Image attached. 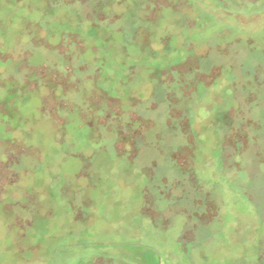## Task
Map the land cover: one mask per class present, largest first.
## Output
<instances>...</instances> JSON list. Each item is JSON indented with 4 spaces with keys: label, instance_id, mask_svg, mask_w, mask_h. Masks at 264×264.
I'll use <instances>...</instances> for the list:
<instances>
[{
    "label": "rangeland",
    "instance_id": "374dc122",
    "mask_svg": "<svg viewBox=\"0 0 264 264\" xmlns=\"http://www.w3.org/2000/svg\"><path fill=\"white\" fill-rule=\"evenodd\" d=\"M244 70L264 82V0H0V264H264L259 84L245 163L220 171L246 142L244 105L218 111ZM206 118L231 130L197 182ZM163 121L186 138L170 161L144 147ZM171 162L215 192L211 228L185 227L177 181L145 196Z\"/></svg>",
    "mask_w": 264,
    "mask_h": 264
},
{
    "label": "trees",
    "instance_id": "16d2710c",
    "mask_svg": "<svg viewBox=\"0 0 264 264\" xmlns=\"http://www.w3.org/2000/svg\"><path fill=\"white\" fill-rule=\"evenodd\" d=\"M39 23H40L39 28L41 27L44 28L46 26L44 25L45 24L44 22L40 21ZM36 50L37 51L34 52L33 57L37 56L38 54L37 52H39L40 49H36ZM240 71H242V69ZM239 73L243 75L240 76ZM239 73H238L239 76L236 77L235 83H233L232 85L226 86V88L230 89V92L228 93V91H224L226 96L223 97L222 99L223 102H221L222 100L220 101L221 105L220 103L218 104L219 105L218 111L222 109H225L226 111V109L232 105H242V104L244 105L242 109L241 118L242 117L244 118L242 120L244 121V128H245L244 135L246 136V142L242 145V148L239 150V152L237 151V153L234 154L230 158L232 163L228 165L225 164L220 169V171H222L224 175V178L229 179V180L237 179V175H238L237 170L243 167L245 163L244 162L245 158L242 154H244L245 150L246 151L248 150L247 145L249 143V138H251L249 135L248 124L246 121L249 120L251 123L250 118L252 117V114L254 111L252 107L254 106L253 105L254 100L252 102L250 101L251 104L250 103L247 104L245 103L244 98H246L249 93H253L252 98L256 96V89H257L258 84L260 87H264V82L257 83L256 81L251 79L252 78L250 76L251 74L249 75L247 71L244 70L243 72H239ZM240 77H242V79ZM239 89L243 92L242 98L239 97L240 96ZM209 122H210L209 118L204 119L203 125L199 128V130H194L195 133L193 134V138H195V141L197 140V145H198L197 149L195 150V157H194L195 161H194L193 168L195 169L198 168V173H197L198 177L196 176L195 170H194V174H195L194 176L192 172L193 168H191L189 172H185L181 168L175 167L173 162H171L170 168H172L171 166H174L175 168H177L178 175L174 178H171V180H169L165 175L161 176L160 179H157L155 175L154 177L151 178L150 175L146 172V177L149 180L146 178L147 179L146 184L148 186L145 187L144 189L145 196L149 194V195H154L155 197H159L161 196L160 189L162 185H164L165 183H169V182L173 184L174 181H177L175 185L176 188L175 190L173 189V193L179 196L180 203L178 202L177 204H174V206H178V204L181 206L178 211H181L186 216V220L184 222L185 227H187L190 224L189 221H191L192 219L196 220V222L194 223L195 228H200L201 226L202 227L206 226V227L211 228V226L214 225V220L210 222H207V221L204 222L200 218V216L204 214L202 213L204 212L202 207L196 211H195V207L199 204V202L197 201L198 196H202V195L204 196V195H207L208 193L209 195L212 196V198L215 199L214 197L215 192L205 193L203 191L202 186H199V188H197L196 185L192 184L189 181V177H188V175L194 176L197 182L199 181V179H206L209 176L207 166L210 163L209 160L211 159V155L213 154V151H217L221 159L225 155L224 153L227 149V146H225L226 135L229 133L231 129L227 125L220 128L218 125L216 124L211 125V122L210 123ZM171 129L172 128H169L167 124L163 121L161 122L160 127L151 128L149 131L146 132V138L151 143L150 145H147L144 147L148 149H152V150L153 149L158 150L160 153L159 154L160 158L164 161H170V152L172 151V149L174 148L178 149L186 141L185 137H179L174 133L176 129L175 130H171ZM157 133H159V135H157ZM167 134H170L172 137H174L171 139L172 141L171 143L170 142L168 143ZM157 136L158 137L161 136V137L158 139ZM211 136H214V138ZM251 139L253 141V146L257 145V147L253 150V153H254L253 157H255V159L258 160L261 163V165L264 167V148L258 149L260 147L258 146V144L261 143V142L258 143L259 137L256 136L255 138H251ZM230 148L229 150H233ZM152 159L156 160V163H157V159H154L153 157ZM138 175H141L140 171L138 172ZM164 178L166 180H163ZM190 207L192 209H188ZM167 208L169 207L167 206ZM176 210L177 209H175L174 211Z\"/></svg>",
    "mask_w": 264,
    "mask_h": 264
}]
</instances>
